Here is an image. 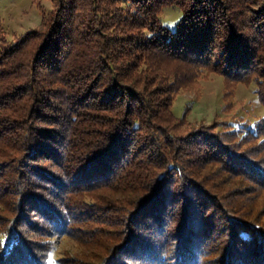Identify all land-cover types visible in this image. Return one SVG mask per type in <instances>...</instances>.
I'll list each match as a JSON object with an SVG mask.
<instances>
[{
    "label": "trees",
    "instance_id": "trees-1",
    "mask_svg": "<svg viewBox=\"0 0 264 264\" xmlns=\"http://www.w3.org/2000/svg\"><path fill=\"white\" fill-rule=\"evenodd\" d=\"M54 7L0 28V264H264V207L227 190H264V117L208 133L171 109L211 73L264 106V0ZM60 234L87 248L56 258Z\"/></svg>",
    "mask_w": 264,
    "mask_h": 264
},
{
    "label": "rangeland",
    "instance_id": "rangeland-1",
    "mask_svg": "<svg viewBox=\"0 0 264 264\" xmlns=\"http://www.w3.org/2000/svg\"><path fill=\"white\" fill-rule=\"evenodd\" d=\"M54 9V0H0V28L4 37L8 43H13L31 29L40 30L42 17L49 15ZM180 16L178 8L167 7L163 9L160 19L165 25L174 28ZM227 88L229 96L226 98V88L221 76L213 73L201 76L191 87L177 93L171 107L172 112L177 118L185 117L186 126L195 125L200 132L216 133L226 130L228 124L230 128L244 129V132L264 117V106L256 96L254 85L235 83ZM187 127L183 128L188 130ZM250 146L249 143L245 144L242 149L249 148L248 151L257 153ZM230 181L232 183L227 185L228 191L235 190L237 194H242V199L248 196L258 202L257 207H264V190L251 193L250 181L240 176ZM51 242V253L56 258L68 255L74 257L85 247L64 234L54 237Z\"/></svg>",
    "mask_w": 264,
    "mask_h": 264
}]
</instances>
